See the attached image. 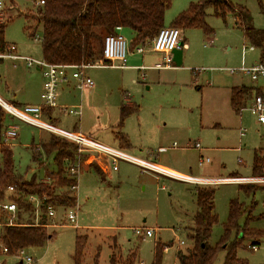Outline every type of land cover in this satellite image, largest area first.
<instances>
[{"label": "rangeland", "instance_id": "obj_1", "mask_svg": "<svg viewBox=\"0 0 264 264\" xmlns=\"http://www.w3.org/2000/svg\"><path fill=\"white\" fill-rule=\"evenodd\" d=\"M0 1L5 6L1 24H6L7 44L19 56L44 60L41 41L30 36L35 27L31 18L39 7L30 0ZM199 1L174 0L165 16L166 27ZM231 1L247 8L249 24L264 32V0ZM206 23L211 29L209 33L203 29L184 31L183 62L179 67L173 64L172 69L166 71L152 68L159 55L153 54L150 46L144 47V54H138L136 49L131 50L130 39L124 35L130 51L129 68L89 69L87 73L95 83L93 90L71 94L61 90L59 104L81 106L82 115L65 116L58 109L54 110L53 117L59 120L55 126L69 133L78 131L109 148L185 175L222 179L238 175L255 177L252 172L254 154L256 151L264 153V127L256 123L247 108L238 115L229 106L223 89L230 88L237 76L220 71L240 68L243 50L254 45L245 39L233 15L224 19L208 9ZM37 34L42 36V29L38 28ZM254 47L256 51H247V64L259 61L262 56V48ZM249 82L245 79V83ZM43 84L42 72L35 67L28 68L23 61L4 59L0 63V97L8 104L13 105L11 100L15 96L21 102L41 104ZM134 106L136 111L120 125L122 107ZM10 123L19 129L18 137L11 141L16 173L26 180L35 175L46 180L42 168L32 161V149L47 140L49 133L18 120ZM243 130L246 136L242 138ZM196 143L202 150L195 148ZM160 148L166 152H159ZM201 158L209 159V163L200 167ZM104 162V170L98 166L107 171L103 179L91 167L81 171L79 190L74 193L77 205L57 210L48 230L52 240L44 247L26 249L21 257L2 255L0 264L22 261L26 264V257L34 261L32 264H75L78 235L88 237L81 264H111L112 250L123 264H153L157 244L167 247L163 264H178L177 252H185L193 245L187 234L195 227L197 186L143 171L130 162L119 161L117 171L110 159ZM50 163L48 167L54 170L51 160ZM242 185L260 191L247 195L239 184L207 186L215 191L213 202L219 219L213 228L212 246L224 237L230 204L234 200L246 208L251 220L248 228L264 232V186ZM69 213L77 214L79 229L67 220ZM247 217L239 220L241 228L245 227ZM147 229H153L154 235L140 237L135 233V230ZM234 241L233 234L229 244ZM252 244H258L257 252L250 250ZM243 247L238 251L240 259L249 264H264V236L260 241L245 240ZM131 252L137 253L136 261L129 258ZM225 256L226 251L221 250L215 264H224Z\"/></svg>", "mask_w": 264, "mask_h": 264}, {"label": "trees", "instance_id": "obj_2", "mask_svg": "<svg viewBox=\"0 0 264 264\" xmlns=\"http://www.w3.org/2000/svg\"><path fill=\"white\" fill-rule=\"evenodd\" d=\"M45 4L37 9L31 18L35 22L32 38L38 28L42 29L41 44L44 61L54 65H89L102 59L103 42L106 36L119 34L120 29H128L134 39L131 50L147 46L166 28L165 16L174 0H43ZM213 9L217 17L226 18L233 15L236 24L244 32L245 39L252 45L264 50V32L252 27L249 22L250 13L247 8L234 4L231 0H200L193 3L180 13L170 27L177 28L181 34L185 30L203 29L211 32L206 23L207 10ZM6 24H0V54H5L11 48L5 40ZM4 59L0 58V63ZM255 88L241 87L231 90V107L236 114H241L255 93ZM52 109L44 110V118L52 125L59 120L53 117ZM136 111V107H122L120 125ZM16 120L0 105V202L12 201L19 207L18 221L15 226H8L0 231V242L7 248L9 257L17 256L31 247H44L53 236L48 231L51 219L45 207L38 224L35 222L33 207L27 202L30 195L46 197L45 205L52 204L55 208L71 209L76 207V197L69 192L57 193L59 189H67L76 183L67 175L66 162H75L79 158L77 146L68 140L49 133L40 146L32 149V161L36 163L46 176L45 183L37 175L26 180L16 173V163L11 147L2 144V136L9 123ZM11 124V123H10ZM57 127V126H56ZM78 132V131H75ZM123 148V146H121ZM55 169L50 170V163ZM253 176L264 172V153L254 154ZM98 174L103 179V172ZM13 187L15 192L8 189ZM247 195H254L259 188L240 185ZM214 190L209 187L197 186L196 204L198 211L194 216L192 232L188 239L192 247L187 251L177 252L178 264H215L221 250L226 251L224 264H249L238 257V251L245 240L260 241L263 231L249 229L251 221L246 208L234 200L230 204L228 222L224 228V237L216 246L210 244L213 228L218 224V215L213 202ZM247 217L244 228L239 220ZM6 218V216H5ZM235 235V241L229 244L230 237ZM87 236H77L74 254L75 264H81L87 245ZM167 247L157 244L153 264H163V252ZM0 256H2L0 251ZM129 258L136 261L137 253L131 252ZM124 261L112 250L111 264H123ZM129 263V264H134ZM1 264H6L5 262ZM18 264H23L22 262Z\"/></svg>", "mask_w": 264, "mask_h": 264}, {"label": "built area", "instance_id": "obj_3", "mask_svg": "<svg viewBox=\"0 0 264 264\" xmlns=\"http://www.w3.org/2000/svg\"><path fill=\"white\" fill-rule=\"evenodd\" d=\"M31 3L35 4L36 7H42L45 2L43 0H30ZM34 1V2H32ZM33 4V5H34ZM5 10L4 4L0 1V24L3 20V13ZM36 40L41 41V36L36 35ZM150 46L151 51L159 54L165 55L164 61L162 63L156 64L153 69L156 70H165L172 69V59L170 55L176 51L182 49V38L181 32L177 28L166 27L159 31L158 35L151 42ZM146 46H142L136 49L138 54H144ZM248 52L256 51L254 46H249L243 50V63L240 68L232 69L226 68L221 69V72H229V75H241L249 78L254 84L255 91L252 99L247 105V109L255 117L256 123L264 127V58L255 64L247 65L245 64V56ZM129 46L125 37L121 34L109 35L106 36L103 42L102 49V59L89 65H54L50 64L44 60H36L31 57H22L15 54V50L10 48L9 51L5 54H0L2 59H11L13 61H23L26 63L28 68H37L40 70L44 77L43 89L41 92V104L40 105H25L22 107H15L11 104L6 103L0 97V105L6 110V112L11 115L16 120L27 124L31 127L53 133L57 136H60L69 142L77 146L78 154L80 155L78 160L71 163L66 162L67 175L76 181L74 185L67 189H59L58 194L62 192H69L74 195L75 192L79 190V177L81 171L90 167L91 165L96 164L102 170H104V161L105 159H110L113 163L114 171L118 170L117 163L119 161L130 162L143 171H151L158 175L166 176L169 178L177 179L180 181L187 182L196 186L207 187L213 186L215 184H220L221 181H215L210 179H195L188 178L183 176H175L163 169L160 166L150 164L148 162L136 159L122 153L113 148H109L97 140L85 136L79 132L69 133L63 131L56 126L47 123L44 121V110L52 109L59 110L62 115L65 116H81L82 108L81 106L69 107L59 104L61 89L65 84L74 83V89L77 92L84 93L86 91H91L95 88V83L88 75L87 71L93 68H114L125 70L128 69V55H129ZM137 69H143L138 67ZM245 110V109H244ZM17 125L11 124L4 131L2 136V144L5 146L11 147V141L15 140L19 133ZM245 130L242 131L241 137H245ZM195 148L202 150V147L199 143L195 144ZM159 152H166V149L161 148ZM241 162V161H240ZM205 163H209V159L204 160L201 158L199 160V166L203 167ZM43 182L49 183L47 180ZM233 184H257L264 186V172L260 176L249 177L245 179H234L231 181ZM10 193L15 192L13 187L8 189ZM46 197H41L38 195H30L27 197V202L33 207V214L35 217V222L38 224L42 209L45 207L47 215L50 219H54L57 215V210H68L66 208H55L52 204L45 205ZM77 200V198H76ZM77 205V202H76ZM19 207L15 202L5 201L0 202V231L8 226L17 225L18 221ZM6 216V218H5ZM67 220L74 224L76 229H79L77 224V214L69 213L66 216ZM137 236L149 237L154 235L153 229L144 230H135ZM184 242H181L183 245ZM258 244H252L249 246L250 250L253 252L258 251ZM0 251L2 255H7V248H5L0 242ZM23 252H19L17 257H21ZM26 264H32L34 261L31 258H25ZM24 264V261H22Z\"/></svg>", "mask_w": 264, "mask_h": 264}, {"label": "crops", "instance_id": "obj_4", "mask_svg": "<svg viewBox=\"0 0 264 264\" xmlns=\"http://www.w3.org/2000/svg\"><path fill=\"white\" fill-rule=\"evenodd\" d=\"M118 33L119 34H121V35H126V36H128L129 37V39H130V43L133 41V39H134V35H133V33L129 30L128 31V29H120L119 31H118ZM184 32H182V34H181V38L183 37V34ZM184 40L182 39V49L180 50V51H178L177 52V55H174L173 53L170 55V57H171V59H172V66H173V64H174V66L173 67H175V66H180L181 64H182V62H183V55H184V52H183V48H184ZM186 48H188V46H186ZM16 51V50H15ZM155 52H153V54H154ZM15 54H17L16 52H15ZM155 54H158L159 56L156 58V60H158L152 67H154L156 64H159V63H162L163 61H164V58H165V55H163V54H159V53H155ZM176 57V58H175ZM264 58V50L262 51V56H261V58H260V60L258 61V60H255V61H253L252 62V64H255V63H257V62H260L262 59ZM245 64H247V62H246V58H245V62H244ZM252 64H247V65H252ZM138 67H136V69H137ZM38 71H40V70H38ZM158 71H161V70H158ZM164 71H166V70H164ZM41 72V71H40ZM235 76H237V78L235 79V80H233V82H232V84H231V87L230 88H227V89H223L224 91V93H226V95H228V103H229V106L231 107V103H230V99H231V90L233 89V88H241V87H250V88H254L255 87V84L249 79V78H247V77H244V76H241V75H235ZM245 79L247 80V79H249V83H245ZM73 83V82H72ZM72 83H70V84H65L63 87H62V91L64 92H66V91H68V93L69 94H71L72 92H74L75 91V89H74V83L72 84ZM42 88H43V86H42ZM61 95V94H60ZM12 103H13V106H15V107H22V106H25V105H34V104H30L29 102H21V100L20 99H17V97L15 96L14 98L12 97ZM12 105V104H11ZM38 105H40V104H38ZM232 108V107H231ZM161 149V148H160ZM200 157H202V156H200ZM96 164H94V165H92V166H90L89 168L90 169H94L97 173H98V170L100 169L97 165L95 166ZM93 167V168H92ZM163 169H165L166 171H168L169 173H171V174H173V175H177V176H183V177H188V178H195V179H210V180H215V181H221V183L220 184H223V183H225V184H233V183H231V181H233L234 179H245L246 177H241V176H237V178H234L233 176H231V177H228V178H226V179H222V178H199V177H195V176H189V175H185L184 173H182V172H179V171H176V170H170L169 168H167V167H162ZM101 170V169H100ZM102 171V170H101ZM103 172V178H104V176L106 175V173H107V171L105 172V171H102ZM102 178V177H101ZM247 178H249V177H247ZM238 185V184H237ZM240 185H242V184H239V186ZM264 193V192H263ZM52 227V225L50 224L49 226H48V230L50 229Z\"/></svg>", "mask_w": 264, "mask_h": 264}, {"label": "water", "instance_id": "obj_5", "mask_svg": "<svg viewBox=\"0 0 264 264\" xmlns=\"http://www.w3.org/2000/svg\"><path fill=\"white\" fill-rule=\"evenodd\" d=\"M180 51V50H176L173 52L174 55H177V52ZM176 58V57H175Z\"/></svg>", "mask_w": 264, "mask_h": 264}, {"label": "bare ground", "instance_id": "obj_6", "mask_svg": "<svg viewBox=\"0 0 264 264\" xmlns=\"http://www.w3.org/2000/svg\"><path fill=\"white\" fill-rule=\"evenodd\" d=\"M173 175V174H172ZM175 176H177V175H175ZM179 177V176H178Z\"/></svg>", "mask_w": 264, "mask_h": 264}]
</instances>
